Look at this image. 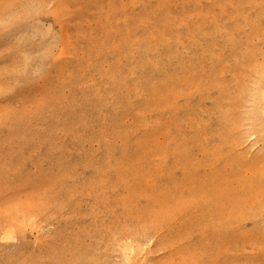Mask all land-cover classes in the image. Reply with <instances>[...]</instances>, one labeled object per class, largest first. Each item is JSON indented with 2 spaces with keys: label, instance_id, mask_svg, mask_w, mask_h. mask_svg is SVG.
<instances>
[{
  "label": "rangeland",
  "instance_id": "374dc122",
  "mask_svg": "<svg viewBox=\"0 0 264 264\" xmlns=\"http://www.w3.org/2000/svg\"><path fill=\"white\" fill-rule=\"evenodd\" d=\"M0 264H264V0H0Z\"/></svg>",
  "mask_w": 264,
  "mask_h": 264
}]
</instances>
